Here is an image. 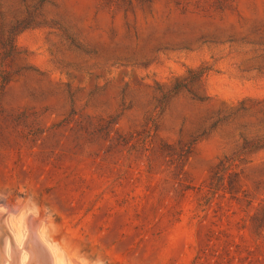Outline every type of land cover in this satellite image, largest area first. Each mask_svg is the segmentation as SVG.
Instances as JSON below:
<instances>
[{"label": "rangeland", "instance_id": "374dc122", "mask_svg": "<svg viewBox=\"0 0 264 264\" xmlns=\"http://www.w3.org/2000/svg\"><path fill=\"white\" fill-rule=\"evenodd\" d=\"M0 230L2 264H264V0H0Z\"/></svg>", "mask_w": 264, "mask_h": 264}, {"label": "bare ground", "instance_id": "6f19581e", "mask_svg": "<svg viewBox=\"0 0 264 264\" xmlns=\"http://www.w3.org/2000/svg\"><path fill=\"white\" fill-rule=\"evenodd\" d=\"M0 234L5 236L7 241H11V235H9L6 231L2 232L0 230ZM37 237L31 234V241H30L31 243H30V246L27 247V251L29 253L27 264H52V260H51L52 258L50 259V256H49L50 254L48 255L49 253L48 249L46 248V246H44L41 243V241ZM20 249H18L15 245H11L10 257H12V260H10V262L11 261L12 262L11 263L9 262V264H19ZM4 262L2 260L0 261V264Z\"/></svg>", "mask_w": 264, "mask_h": 264}]
</instances>
